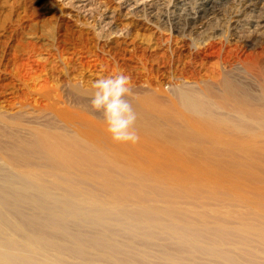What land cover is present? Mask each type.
<instances>
[{
	"label": "bare ground",
	"instance_id": "bare-ground-1",
	"mask_svg": "<svg viewBox=\"0 0 264 264\" xmlns=\"http://www.w3.org/2000/svg\"><path fill=\"white\" fill-rule=\"evenodd\" d=\"M121 1L132 10H149L178 35L198 31L212 43L232 20L229 27L241 41L264 44V11L246 18L253 0H233L229 14L221 12L223 0H174L162 15L161 0ZM223 78L225 105L238 113L231 121L260 117L263 110L239 93L229 75ZM192 87L177 89L183 104L208 120L219 119L213 91L205 95ZM97 124L107 129V123ZM134 126L146 127L138 119ZM152 132L145 137L147 148L135 145L139 156L176 155L156 144L157 136H174L185 152L178 162L153 167L83 130L35 128L30 139L0 142L11 169L0 179V264H264V191L244 193L229 182L224 194L214 175L234 151L201 138L190 148L186 141L196 135L190 127ZM153 246H165L157 260Z\"/></svg>",
	"mask_w": 264,
	"mask_h": 264
},
{
	"label": "rangeland",
	"instance_id": "rangeland-1",
	"mask_svg": "<svg viewBox=\"0 0 264 264\" xmlns=\"http://www.w3.org/2000/svg\"><path fill=\"white\" fill-rule=\"evenodd\" d=\"M164 1L159 14L175 2ZM253 1L249 19L264 11V0ZM82 2L89 4L75 5ZM233 4L223 0L221 12L229 14ZM124 6L121 0H0V142L30 139L35 128L83 130L102 136L105 146L123 147L125 157L159 167L167 160L178 162V155L185 153L174 136H157L156 141L174 150L173 156H139L135 145L147 148L145 137L158 129L190 127L196 133L186 141L190 148L201 138L205 144L217 143L216 149L234 151L232 157L225 156L231 159L227 165L214 173L221 192L230 190L225 185L229 182L244 193L264 191V44L241 41L229 27L235 24L232 20L209 43L198 31L178 35L149 10ZM120 73L130 77L127 98L146 125L133 126L139 136L135 143L114 141L108 125L103 130L97 124L107 123L103 111L91 103L94 82ZM225 75L252 106L263 110L257 119L244 122L247 126L230 119L238 113L233 104L225 105ZM184 86L205 95L212 90L219 119L189 110L177 94ZM8 154L5 147L0 149V179L11 171L4 165ZM162 247H152L154 260Z\"/></svg>",
	"mask_w": 264,
	"mask_h": 264
},
{
	"label": "clouds",
	"instance_id": "clouds-1",
	"mask_svg": "<svg viewBox=\"0 0 264 264\" xmlns=\"http://www.w3.org/2000/svg\"><path fill=\"white\" fill-rule=\"evenodd\" d=\"M95 93L91 103L102 110L108 131L116 142L135 143L139 136L133 130L137 116L127 98L131 92L130 77L120 73L98 78L94 82Z\"/></svg>",
	"mask_w": 264,
	"mask_h": 264
}]
</instances>
